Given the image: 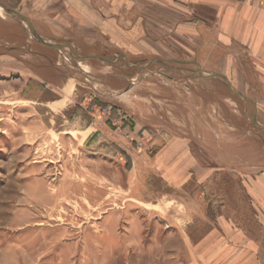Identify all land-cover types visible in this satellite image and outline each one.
<instances>
[{
	"label": "rangeland",
	"instance_id": "rangeland-1",
	"mask_svg": "<svg viewBox=\"0 0 264 264\" xmlns=\"http://www.w3.org/2000/svg\"><path fill=\"white\" fill-rule=\"evenodd\" d=\"M38 1L0 0L38 36L135 51L67 18L55 30ZM93 51L43 46L0 8V264H264V113L253 126L251 104L192 64L75 59Z\"/></svg>",
	"mask_w": 264,
	"mask_h": 264
},
{
	"label": "crops",
	"instance_id": "crops-1",
	"mask_svg": "<svg viewBox=\"0 0 264 264\" xmlns=\"http://www.w3.org/2000/svg\"><path fill=\"white\" fill-rule=\"evenodd\" d=\"M59 3L58 8L51 0H39L31 7L52 15L53 21L46 24L52 23L55 30L56 24L67 18V24H83L94 34L99 31L132 39L135 51L125 50L124 45L115 50L95 40L80 44L79 40L88 37L82 38L75 28L66 36L52 32L54 39L40 35L45 41L67 42L61 44L64 50L77 51L85 46L94 50L87 55L101 56L98 59L107 68L117 66L121 60L125 67H137V59L131 61L130 55L153 56L150 62L158 69L189 63L196 66L199 76L201 70L223 75L232 87L244 89L247 103L254 109L253 117L264 113V5L248 0H70L64 6L69 11L60 13L63 4ZM95 10H101V15ZM130 25L132 29L127 27ZM66 80L72 86L78 81L71 72ZM253 262L251 258L249 263Z\"/></svg>",
	"mask_w": 264,
	"mask_h": 264
},
{
	"label": "water",
	"instance_id": "water-1",
	"mask_svg": "<svg viewBox=\"0 0 264 264\" xmlns=\"http://www.w3.org/2000/svg\"><path fill=\"white\" fill-rule=\"evenodd\" d=\"M0 8L5 11L6 13H9V14H12L16 17H18L20 19V21L22 23L25 24V26L28 28V30L30 31L31 35L35 38V40L43 45V46H46V47H50V48H53V49H57V50H62L63 49V46H59V45H54V44H51L50 42L48 41H45L44 39H42L40 36L37 35V33L35 32L34 28H33V25L32 23L24 16L20 15L18 12L8 8L7 6H5L4 4H2L0 2ZM75 59L77 61H86V60H89V59H97L96 57H80V56H76ZM201 77H204V78H222L225 82V86L226 88L234 95H236L237 97L243 99V100H247V97L244 96L243 94H241L240 92L236 91L235 89H233V87L231 86V84L229 83L228 79L223 76V75H219V74H207V75H204V74H201ZM255 118L253 117V126L257 127L255 125ZM258 129L260 130H264V127H257Z\"/></svg>",
	"mask_w": 264,
	"mask_h": 264
},
{
	"label": "bare ground",
	"instance_id": "bare-ground-1",
	"mask_svg": "<svg viewBox=\"0 0 264 264\" xmlns=\"http://www.w3.org/2000/svg\"><path fill=\"white\" fill-rule=\"evenodd\" d=\"M48 160V159H47ZM35 162H36V160H35ZM71 190H72V188H71ZM75 194H76V189H74L73 191H72V194H71V196L70 195H67V196H64L63 198L61 197V196H59L58 198H56L55 199V197H56V193H52V197L55 199V203H54V206H50L49 205V207H46V209H48L49 211H51V212H56L57 211V209H60V207H61V205H67V203H70V201L72 200V199H75L76 198V196H75ZM88 197V196H87ZM26 201H29V199H28V197L26 196ZM31 201V200H30ZM32 202V201H31ZM34 203H36L37 204V201H34ZM35 205V204H34ZM69 206V205H68ZM34 207H37L36 205L34 206ZM33 207V208H34ZM59 211V210H58Z\"/></svg>",
	"mask_w": 264,
	"mask_h": 264
},
{
	"label": "built area",
	"instance_id": "built-area-1",
	"mask_svg": "<svg viewBox=\"0 0 264 264\" xmlns=\"http://www.w3.org/2000/svg\"><path fill=\"white\" fill-rule=\"evenodd\" d=\"M248 1L258 3L260 5H264V0H248Z\"/></svg>",
	"mask_w": 264,
	"mask_h": 264
}]
</instances>
